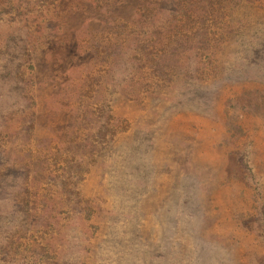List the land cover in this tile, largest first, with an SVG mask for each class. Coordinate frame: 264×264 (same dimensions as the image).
I'll list each match as a JSON object with an SVG mask.
<instances>
[{"label":"rangeland","instance_id":"1","mask_svg":"<svg viewBox=\"0 0 264 264\" xmlns=\"http://www.w3.org/2000/svg\"><path fill=\"white\" fill-rule=\"evenodd\" d=\"M0 264H264V0H0Z\"/></svg>","mask_w":264,"mask_h":264}]
</instances>
